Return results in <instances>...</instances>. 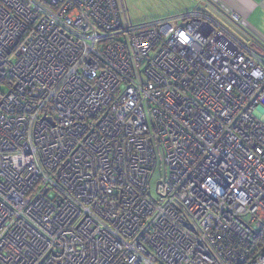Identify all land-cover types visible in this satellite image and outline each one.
I'll use <instances>...</instances> for the list:
<instances>
[{
	"label": "built area",
	"instance_id": "1",
	"mask_svg": "<svg viewBox=\"0 0 264 264\" xmlns=\"http://www.w3.org/2000/svg\"><path fill=\"white\" fill-rule=\"evenodd\" d=\"M124 6L0 0V264H264V49Z\"/></svg>",
	"mask_w": 264,
	"mask_h": 264
},
{
	"label": "rangeland",
	"instance_id": "2",
	"mask_svg": "<svg viewBox=\"0 0 264 264\" xmlns=\"http://www.w3.org/2000/svg\"><path fill=\"white\" fill-rule=\"evenodd\" d=\"M127 11V16L133 24L152 23L154 21L163 20L180 15L189 10L193 11L197 8V0H123ZM203 4V3H202ZM204 5V4H203ZM207 11L210 12L219 22L234 32L240 39L246 43H251L244 33L237 28L223 14L217 12L214 7L205 5ZM164 175L163 154L160 151L158 166L151 178L150 188L153 197H158L157 183Z\"/></svg>",
	"mask_w": 264,
	"mask_h": 264
},
{
	"label": "crops",
	"instance_id": "3",
	"mask_svg": "<svg viewBox=\"0 0 264 264\" xmlns=\"http://www.w3.org/2000/svg\"><path fill=\"white\" fill-rule=\"evenodd\" d=\"M212 1L218 4L227 13L236 12L240 16V25L244 27L246 30H248V32H250V34L256 37L260 42H262V44H264V0H212ZM197 2L198 5L203 3L204 6L206 4L211 6V4L207 0H197ZM189 12L191 11L187 10L181 13L180 15ZM227 19L229 20V18ZM237 28L241 30L239 27ZM244 35L249 39L250 42H252V39L250 38L249 34L244 33Z\"/></svg>",
	"mask_w": 264,
	"mask_h": 264
},
{
	"label": "water",
	"instance_id": "4",
	"mask_svg": "<svg viewBox=\"0 0 264 264\" xmlns=\"http://www.w3.org/2000/svg\"><path fill=\"white\" fill-rule=\"evenodd\" d=\"M218 12H220L221 14H223L224 16H226L227 18H229V15L226 11H224L218 4H216L215 2H213L212 0H207ZM235 25L237 27H239L243 33L249 34L250 38L252 39V41L260 46L261 48L264 49V44H262V42H260L256 37H254L253 35L250 34V32H248V30H246L244 27H242L240 25V23H235Z\"/></svg>",
	"mask_w": 264,
	"mask_h": 264
}]
</instances>
